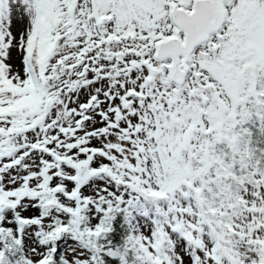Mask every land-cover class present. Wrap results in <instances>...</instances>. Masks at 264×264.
<instances>
[{
	"label": "snow or ice",
	"instance_id": "1",
	"mask_svg": "<svg viewBox=\"0 0 264 264\" xmlns=\"http://www.w3.org/2000/svg\"><path fill=\"white\" fill-rule=\"evenodd\" d=\"M0 264H264V0H0Z\"/></svg>",
	"mask_w": 264,
	"mask_h": 264
}]
</instances>
